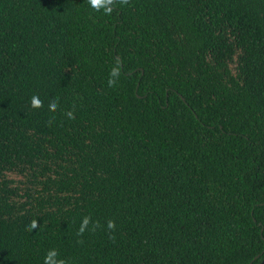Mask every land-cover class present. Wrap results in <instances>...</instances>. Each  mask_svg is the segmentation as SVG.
Wrapping results in <instances>:
<instances>
[{
	"label": "trees",
	"instance_id": "obj_1",
	"mask_svg": "<svg viewBox=\"0 0 264 264\" xmlns=\"http://www.w3.org/2000/svg\"><path fill=\"white\" fill-rule=\"evenodd\" d=\"M109 7L0 0V264H261L264 0Z\"/></svg>",
	"mask_w": 264,
	"mask_h": 264
},
{
	"label": "clouds",
	"instance_id": "obj_2",
	"mask_svg": "<svg viewBox=\"0 0 264 264\" xmlns=\"http://www.w3.org/2000/svg\"><path fill=\"white\" fill-rule=\"evenodd\" d=\"M113 2V0H88V3L90 4V6L93 9H101L103 8L105 13H110L112 11V8L109 7V5H111ZM119 77V71L117 68H113L111 70L110 73V79L108 80V84L109 86H113L116 83L117 78ZM42 99L40 98V96L38 94H33L32 96V104L33 105H40L42 103ZM49 106L51 108H56L57 104H56V100L53 99L50 101ZM69 117H71V113H68ZM89 224V218L85 217L82 221L81 224V228L80 231L83 232L84 228ZM34 226V225H33ZM108 227L111 228L113 227L112 222H109ZM57 255V253L55 252V250H51L47 253V255L45 256V264H53V257H55ZM55 264H63L62 261H57L55 262Z\"/></svg>",
	"mask_w": 264,
	"mask_h": 264
},
{
	"label": "water",
	"instance_id": "obj_3",
	"mask_svg": "<svg viewBox=\"0 0 264 264\" xmlns=\"http://www.w3.org/2000/svg\"><path fill=\"white\" fill-rule=\"evenodd\" d=\"M258 256H260V254H258L256 257H258ZM261 264H264V259L261 261Z\"/></svg>",
	"mask_w": 264,
	"mask_h": 264
}]
</instances>
